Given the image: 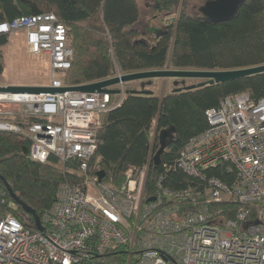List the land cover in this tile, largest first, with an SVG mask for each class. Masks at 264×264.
Returning a JSON list of instances; mask_svg holds the SVG:
<instances>
[{"label": "built area", "instance_id": "2783aa9c", "mask_svg": "<svg viewBox=\"0 0 264 264\" xmlns=\"http://www.w3.org/2000/svg\"><path fill=\"white\" fill-rule=\"evenodd\" d=\"M0 34L22 35L29 53L49 64V83L34 86L74 87L66 82L72 40L55 13L2 23ZM129 84L109 88L118 94L0 92V133L28 140L31 160L76 175L60 186L57 202L40 219L41 231L36 222L31 227L30 214L0 218V264H99L116 247L124 250L123 264H264V98L228 96L206 111L208 128L176 162L203 188L172 192L160 179L145 197L151 157L130 168L118 187L100 183L92 166L103 115L119 107L128 90L142 89ZM222 165L235 176L232 182L212 175ZM220 205L255 212L226 220Z\"/></svg>", "mask_w": 264, "mask_h": 264}, {"label": "trees", "instance_id": "16d2710c", "mask_svg": "<svg viewBox=\"0 0 264 264\" xmlns=\"http://www.w3.org/2000/svg\"><path fill=\"white\" fill-rule=\"evenodd\" d=\"M194 1L156 0L167 4L166 20L174 14L176 17L169 22L161 19V28L147 22L143 33L137 0H0V24L21 16L55 13L68 27L74 49L72 68L66 77L70 86L99 82L118 71L130 74L166 66L179 70H239L264 65V0H244L236 15L222 23L192 15ZM172 6H177V12L171 10ZM156 20L157 15L151 23ZM155 28L161 34L154 32ZM9 39L8 34H0V77L5 71L2 48ZM153 85L146 88L152 95L141 94L143 89L128 90L122 104L103 115L98 150L92 160L95 173L104 171L105 182L118 187L130 168L143 167L151 157L145 197L156 192L160 179L172 192L203 188L176 167L181 149L208 128L206 111L219 106L224 98L243 93L254 100L264 98V73L196 90L182 88L175 92V88L163 97L156 94ZM166 132L167 146L160 164L155 165L160 135ZM29 146V141L17 134L0 133V218L28 214L11 199L5 183L42 219L57 202L60 186L76 177L61 167L31 160ZM212 175L227 182L235 178L225 165ZM219 207L226 220H235L244 210L255 212L249 206ZM34 222L31 215L33 229ZM124 262L123 248L116 247L99 264Z\"/></svg>", "mask_w": 264, "mask_h": 264}, {"label": "water", "instance_id": "95a60500", "mask_svg": "<svg viewBox=\"0 0 264 264\" xmlns=\"http://www.w3.org/2000/svg\"><path fill=\"white\" fill-rule=\"evenodd\" d=\"M244 0H210L205 2L204 6L200 8V13L202 17L215 22L222 23L232 19L238 10V7ZM154 32L160 33L161 30L153 29ZM264 73V65L246 69L239 70H179V69H161V70H149L143 72H136L125 74L121 78L113 77L110 79H105L96 83L66 87L61 89L47 88V87H37V86H7L1 87L0 92L9 93H39V94H57L65 92H79L92 94L96 92H111L113 94H118L117 90H110L109 88L117 86L121 83L129 84L133 82H141V88L143 89L140 93L143 95H152L151 91L146 90V88L151 87L153 82L160 79H170L175 81V86L177 87L175 92H180L182 88L185 90H196L198 88H203L205 86H210L214 84H222L229 81H234L238 79L252 77L258 74ZM188 80H200L202 82L194 85H186ZM182 85V87H178ZM133 94L139 92L133 91ZM169 137V133H161L160 135V149L154 156V164L159 165L161 162V156L164 153L167 143L166 140ZM99 182L101 183L106 173L104 171H99L97 173ZM5 183V182H4ZM5 186L9 192L11 199L23 210L32 215L37 228L41 231V221L36 213L27 205L22 203L18 197L13 193L9 186L5 183ZM155 198H150L148 202L154 201Z\"/></svg>", "mask_w": 264, "mask_h": 264}, {"label": "rangeland", "instance_id": "374dc122", "mask_svg": "<svg viewBox=\"0 0 264 264\" xmlns=\"http://www.w3.org/2000/svg\"><path fill=\"white\" fill-rule=\"evenodd\" d=\"M141 8V21L142 23H147L152 27L161 28L163 22H169L173 20L176 15L174 14L169 20L165 19L166 11L159 12L156 10V0H137ZM205 0H196L190 8V13L192 15H201L200 8L205 4ZM172 11L177 12V6H172ZM158 16V20L151 23L154 16ZM165 19V20H164ZM148 25V24H147ZM143 32L146 31L145 28L139 27ZM4 61H5V72L0 77V85H11V86H34L49 83V64L45 59H40L29 53L26 46L24 37L22 35L12 36L9 39V43L2 48ZM170 68L171 66H166L164 69ZM202 81L200 80H188L186 85L198 84ZM153 90L157 95H164L175 88L174 80L170 79H160L153 82ZM141 85L138 83H130L128 85L129 89L140 88ZM178 87H182L179 85Z\"/></svg>", "mask_w": 264, "mask_h": 264}, {"label": "flooded vegetation", "instance_id": "af4514ba", "mask_svg": "<svg viewBox=\"0 0 264 264\" xmlns=\"http://www.w3.org/2000/svg\"><path fill=\"white\" fill-rule=\"evenodd\" d=\"M167 4L166 3H156L155 8L159 11L162 12L164 9H167ZM141 27L147 28L145 23H141Z\"/></svg>", "mask_w": 264, "mask_h": 264}, {"label": "crops", "instance_id": "0c3cea01", "mask_svg": "<svg viewBox=\"0 0 264 264\" xmlns=\"http://www.w3.org/2000/svg\"><path fill=\"white\" fill-rule=\"evenodd\" d=\"M5 72V71H4ZM164 95H166V94H164ZM164 95H159L160 97H163Z\"/></svg>", "mask_w": 264, "mask_h": 264}]
</instances>
